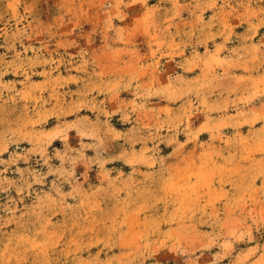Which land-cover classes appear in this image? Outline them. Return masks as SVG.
<instances>
[{
	"label": "rangeland",
	"instance_id": "obj_1",
	"mask_svg": "<svg viewBox=\"0 0 264 264\" xmlns=\"http://www.w3.org/2000/svg\"><path fill=\"white\" fill-rule=\"evenodd\" d=\"M0 264H264V0H0Z\"/></svg>",
	"mask_w": 264,
	"mask_h": 264
}]
</instances>
